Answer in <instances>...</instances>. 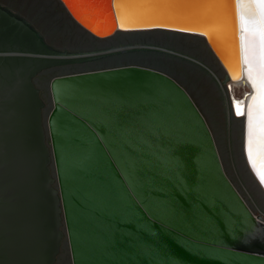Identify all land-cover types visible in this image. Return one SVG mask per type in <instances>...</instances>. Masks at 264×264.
I'll list each match as a JSON object with an SVG mask.
<instances>
[{
    "label": "water",
    "instance_id": "water-1",
    "mask_svg": "<svg viewBox=\"0 0 264 264\" xmlns=\"http://www.w3.org/2000/svg\"><path fill=\"white\" fill-rule=\"evenodd\" d=\"M59 1L98 38L155 29L198 35L226 75L155 44L56 50L0 6V264H54L63 225L73 264H264V191L247 166L244 116H234L227 87L241 64L237 0ZM133 51L180 59L210 79L248 200L194 100L154 68L55 77L47 132L39 72Z\"/></svg>",
    "mask_w": 264,
    "mask_h": 264
},
{
    "label": "rangeland",
    "instance_id": "rangeland-1",
    "mask_svg": "<svg viewBox=\"0 0 264 264\" xmlns=\"http://www.w3.org/2000/svg\"><path fill=\"white\" fill-rule=\"evenodd\" d=\"M0 6L24 20L47 45L56 50L85 51L128 44H155L187 53L202 60L212 67L222 79L226 75V71L207 46L206 41L198 35L155 29L120 31L107 38H98L76 23L59 0H0ZM126 65H140L164 72L174 78L188 92L204 115L213 133L228 176L248 200L246 193L236 179L229 159L225 112L221 98L204 72L180 59L158 52L133 51L92 61L55 66L45 70L35 79V82L44 103L43 116L46 130L48 117L54 106L51 81L55 77ZM248 89L246 86H234L231 91L228 85L230 98L233 94L240 97ZM47 139L49 140L48 133ZM52 171L55 174L54 164ZM62 230L65 235L56 264H73L65 225L62 226Z\"/></svg>",
    "mask_w": 264,
    "mask_h": 264
},
{
    "label": "bare ground",
    "instance_id": "bare-ground-1",
    "mask_svg": "<svg viewBox=\"0 0 264 264\" xmlns=\"http://www.w3.org/2000/svg\"><path fill=\"white\" fill-rule=\"evenodd\" d=\"M237 2L239 9L241 64L237 74L230 71L231 79L229 82L231 83L228 82V84L232 90L234 86H246L249 89L240 97L233 94L231 105L237 116H244L243 148L245 158L253 176L264 190V160L260 158L258 151V141L264 136V131H262L264 130V67L261 66L260 61V39L261 35L264 34V24L261 22V8L259 7L258 0H253L257 5L255 17L245 16L240 7V0H237ZM232 65L233 63L228 64L229 68ZM253 83L256 85L255 89L253 88ZM237 105L242 109V114H237ZM249 115H251V157L246 152Z\"/></svg>",
    "mask_w": 264,
    "mask_h": 264
},
{
    "label": "snow or ice",
    "instance_id": "snow-or-ice-1",
    "mask_svg": "<svg viewBox=\"0 0 264 264\" xmlns=\"http://www.w3.org/2000/svg\"><path fill=\"white\" fill-rule=\"evenodd\" d=\"M258 3H259V7L261 8V17H260L261 22L262 24H264V0H258ZM256 6L257 5L256 3L253 2V0H240V7L242 12L245 14V16L255 17ZM260 61H261V66L264 67V34L261 35V39H260ZM255 87L256 85L255 83H253V88L255 89ZM253 99H255V97H253ZM236 111L237 114H242V109L238 105L236 106ZM250 124H251V115H249V120H248L249 132H248L247 146H246V152L249 157H251V144H252ZM258 151L260 154V158L264 160V136H262L258 141ZM253 166H254V162H253Z\"/></svg>",
    "mask_w": 264,
    "mask_h": 264
},
{
    "label": "flooded vegetation",
    "instance_id": "flooded-vegetation-1",
    "mask_svg": "<svg viewBox=\"0 0 264 264\" xmlns=\"http://www.w3.org/2000/svg\"><path fill=\"white\" fill-rule=\"evenodd\" d=\"M17 16V15H16ZM45 70H47V69H45ZM45 70H43V71H41V72H39L38 74H37V76L34 78V81H35V79L39 76V75H41ZM229 83H231V82H229ZM35 84H36V82H35ZM229 85V84H228ZM37 86V85H36ZM228 87V86H227ZM229 88H230V85H229ZM231 89V88H230ZM231 91H232V89H231ZM234 115L235 116H237L236 114H235V112H234ZM238 117H242V116H238ZM60 251H61V249H60ZM60 253V252H59ZM59 255V254H58ZM57 258H58V256H57ZM56 262H57V259H56ZM56 262L54 263V264H56Z\"/></svg>",
    "mask_w": 264,
    "mask_h": 264
}]
</instances>
